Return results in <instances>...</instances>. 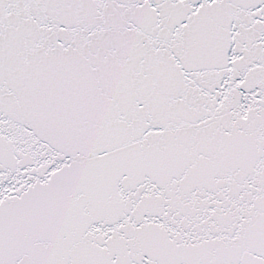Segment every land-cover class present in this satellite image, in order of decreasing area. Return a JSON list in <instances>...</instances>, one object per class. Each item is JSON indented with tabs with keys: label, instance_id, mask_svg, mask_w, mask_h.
Masks as SVG:
<instances>
[{
	"label": "snow or ice",
	"instance_id": "6c2138e0",
	"mask_svg": "<svg viewBox=\"0 0 264 264\" xmlns=\"http://www.w3.org/2000/svg\"><path fill=\"white\" fill-rule=\"evenodd\" d=\"M0 264H264V0H0Z\"/></svg>",
	"mask_w": 264,
	"mask_h": 264
}]
</instances>
